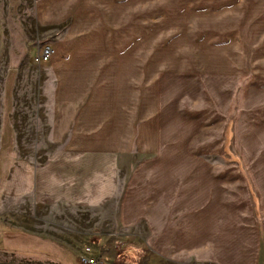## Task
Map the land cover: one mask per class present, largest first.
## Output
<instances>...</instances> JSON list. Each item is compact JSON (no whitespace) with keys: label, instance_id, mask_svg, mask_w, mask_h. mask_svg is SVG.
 I'll return each instance as SVG.
<instances>
[{"label":"rangeland","instance_id":"374dc122","mask_svg":"<svg viewBox=\"0 0 264 264\" xmlns=\"http://www.w3.org/2000/svg\"><path fill=\"white\" fill-rule=\"evenodd\" d=\"M44 46L54 49L51 60L77 53L113 59V80V71L100 74L99 93L85 108L101 122L97 133L105 140L134 148L141 138L182 133L177 114L197 134L213 133L212 149L219 136L225 141L231 122L230 151H212L206 161L232 162L235 148L249 170L246 180L264 155V120L257 116L264 100V0H0V116H10L24 148L49 146L51 64L35 61ZM5 95L12 106H2ZM89 214L86 230L111 231L102 226L112 211ZM11 231L0 228V251L29 258L0 253V264H80L37 238L15 244ZM123 237L101 232L83 241L95 242L88 254L100 264H174Z\"/></svg>","mask_w":264,"mask_h":264},{"label":"crops","instance_id":"0c3cea01","mask_svg":"<svg viewBox=\"0 0 264 264\" xmlns=\"http://www.w3.org/2000/svg\"><path fill=\"white\" fill-rule=\"evenodd\" d=\"M92 54L46 62L51 64L48 147L18 146L10 116H0V228L19 231L10 232L15 244L37 238L78 259L95 249V242L83 238L103 232L138 241L174 264H264V153L246 180L249 170L235 148L232 162L206 161L212 151H230L231 122L225 141L219 136L212 149L213 133L197 134L177 114L182 133H157L134 148L105 140L106 134L97 133L101 122L85 108L99 93L100 74L113 71V59ZM5 99L2 106H12ZM262 107L264 100L260 120ZM39 155L43 161H37ZM107 210L114 216L102 228L109 224L111 231L86 230L89 213ZM12 251L0 253L29 258Z\"/></svg>","mask_w":264,"mask_h":264},{"label":"built area","instance_id":"2783aa9c","mask_svg":"<svg viewBox=\"0 0 264 264\" xmlns=\"http://www.w3.org/2000/svg\"><path fill=\"white\" fill-rule=\"evenodd\" d=\"M52 54L53 50L51 46H44L43 49L38 54H36L35 61L38 63L49 62ZM88 252L89 251L81 254V256L79 257L80 264H100V258L98 256L91 258V255H89Z\"/></svg>","mask_w":264,"mask_h":264},{"label":"trees","instance_id":"16d2710c","mask_svg":"<svg viewBox=\"0 0 264 264\" xmlns=\"http://www.w3.org/2000/svg\"><path fill=\"white\" fill-rule=\"evenodd\" d=\"M228 140H229V131H227V142H226V144L228 145Z\"/></svg>","mask_w":264,"mask_h":264},{"label":"bare ground","instance_id":"6f19581e","mask_svg":"<svg viewBox=\"0 0 264 264\" xmlns=\"http://www.w3.org/2000/svg\"><path fill=\"white\" fill-rule=\"evenodd\" d=\"M52 57V56H51Z\"/></svg>","mask_w":264,"mask_h":264}]
</instances>
